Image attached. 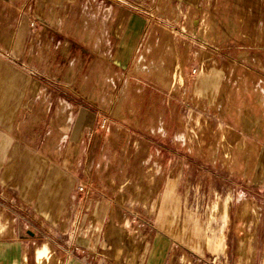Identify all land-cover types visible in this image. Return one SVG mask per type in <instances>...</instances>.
Returning a JSON list of instances; mask_svg holds the SVG:
<instances>
[{
  "label": "rangeland",
  "instance_id": "374dc122",
  "mask_svg": "<svg viewBox=\"0 0 264 264\" xmlns=\"http://www.w3.org/2000/svg\"><path fill=\"white\" fill-rule=\"evenodd\" d=\"M94 1L59 7L53 23L0 7L17 33L0 36V61L93 115L86 214L94 193L120 196L102 256L86 250L85 264H264V17L239 0H108L142 19L127 49H110ZM58 239L46 264L72 261Z\"/></svg>",
  "mask_w": 264,
  "mask_h": 264
},
{
  "label": "crops",
  "instance_id": "0c3cea01",
  "mask_svg": "<svg viewBox=\"0 0 264 264\" xmlns=\"http://www.w3.org/2000/svg\"><path fill=\"white\" fill-rule=\"evenodd\" d=\"M80 1L0 0V7L28 5L33 18L53 23L59 7L79 5ZM100 1L94 2L109 16L105 36L113 43L110 49L117 48L119 38L127 49L141 31V17L108 0ZM238 4L253 6L264 17V0H239ZM43 6L46 17L38 13V7ZM8 29L0 25V32L4 30L0 36L17 37L14 26L12 31ZM34 32L37 37L42 30ZM47 33L54 42L57 34ZM57 43L61 49H74L70 41ZM5 46L0 39V49ZM32 82L31 76L14 63L0 61V264H46V245L54 247L55 237L60 240L56 252L72 259L66 264H85L86 250L102 256L106 240L102 230L107 222L112 224L118 213L116 199L120 196L114 193L113 186L109 199L99 189L91 202L93 221L91 213L86 214L87 198L83 199L79 187L90 180L91 167L95 176L99 175L95 155L86 153L93 115L80 104L71 111L63 96L43 92ZM95 148L92 143L90 151ZM87 228L91 230L89 238L84 233ZM176 262L174 254L158 264Z\"/></svg>",
  "mask_w": 264,
  "mask_h": 264
},
{
  "label": "built area",
  "instance_id": "2783aa9c",
  "mask_svg": "<svg viewBox=\"0 0 264 264\" xmlns=\"http://www.w3.org/2000/svg\"><path fill=\"white\" fill-rule=\"evenodd\" d=\"M79 189H80L81 191H83V190H84V189H83V187H81V186L79 187Z\"/></svg>",
  "mask_w": 264,
  "mask_h": 264
}]
</instances>
